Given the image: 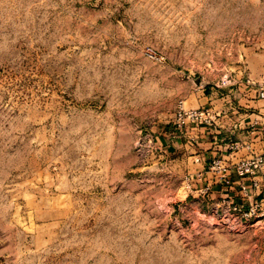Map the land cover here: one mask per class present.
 Listing matches in <instances>:
<instances>
[{"label":"rangeland","instance_id":"rangeland-1","mask_svg":"<svg viewBox=\"0 0 264 264\" xmlns=\"http://www.w3.org/2000/svg\"><path fill=\"white\" fill-rule=\"evenodd\" d=\"M248 78L264 0H0V264H264L175 123Z\"/></svg>","mask_w":264,"mask_h":264},{"label":"built area","instance_id":"built-area-1","mask_svg":"<svg viewBox=\"0 0 264 264\" xmlns=\"http://www.w3.org/2000/svg\"><path fill=\"white\" fill-rule=\"evenodd\" d=\"M245 97L250 101L264 104V83H258L250 78L246 80ZM224 98V97H223ZM239 108V106H238ZM223 111L212 106L186 110L180 108L176 114L175 123L178 128L189 126H218ZM262 120L238 124V138L229 140L228 154L219 155L211 162L207 174L213 175L217 181L226 187H231L233 181L228 176L233 172L238 180V201L223 199L227 212L238 216L239 220L259 224L264 222V114ZM243 136H240V135ZM228 158V159H226ZM210 177V176H209ZM250 180V185L246 180ZM212 184L204 188V194L212 192Z\"/></svg>","mask_w":264,"mask_h":264},{"label":"crops","instance_id":"crops-1","mask_svg":"<svg viewBox=\"0 0 264 264\" xmlns=\"http://www.w3.org/2000/svg\"><path fill=\"white\" fill-rule=\"evenodd\" d=\"M211 98L205 99V104L208 103V105H212L210 100ZM223 100L225 103L221 104V107L218 109L220 111H223V116L220 118L219 126H189L187 127V130L189 128L192 131H199L201 134H196V138L198 140L196 141V144L203 148L204 154L207 155L208 159H212L213 157L219 156V155H225L228 154L227 150V144L229 140L235 139L238 137V124H242L243 126L247 123H250L253 120H262L261 114H264V104L259 101H252L247 100L245 97L239 95L238 96V102H235V104H231L229 102L228 97H224ZM222 101V99H221ZM239 106V108H238ZM208 107V106H207ZM240 136H243L242 134ZM192 137L194 140L195 138ZM199 138L201 140H199ZM228 159V158H226ZM211 163L209 162V165ZM231 180L233 181V184L231 187H226L224 184L222 185V191H229L231 190V194H233V197H235L236 201H238V180L236 175L232 172L229 176ZM246 183L250 185V180L247 179ZM210 184H212V192H217V190L221 189L220 184H214L210 181ZM206 185V184H205ZM209 185V183L206 185V187ZM224 196V195H221Z\"/></svg>","mask_w":264,"mask_h":264}]
</instances>
